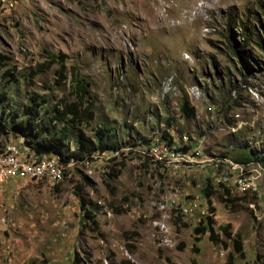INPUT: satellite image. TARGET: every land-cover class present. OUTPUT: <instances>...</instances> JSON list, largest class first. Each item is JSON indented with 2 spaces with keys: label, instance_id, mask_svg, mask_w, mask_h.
Returning <instances> with one entry per match:
<instances>
[{
  "label": "rangeland",
  "instance_id": "374dc122",
  "mask_svg": "<svg viewBox=\"0 0 264 264\" xmlns=\"http://www.w3.org/2000/svg\"><path fill=\"white\" fill-rule=\"evenodd\" d=\"M262 7L264 0H0V119L7 125L0 150L9 144L35 153L13 126L27 118L31 95L47 99L49 108L74 100V71L89 81L94 112L80 130L92 136L107 125L121 145L81 157L74 154V127L62 160L77 163L62 179L7 180L0 190V264H264V173L260 183L237 184L247 180L242 175L255 177V167L235 171L230 161L216 162L227 155L219 152L235 158L250 141L264 146V55L241 29L257 25L264 40ZM234 45L248 58L240 59ZM184 96L192 115L181 110ZM168 115L176 118L172 126ZM163 130L183 153L179 160L198 149L202 161L214 163L217 183L248 194L232 193L226 204L213 180L212 196L203 193L209 166L152 159L149 144L142 145L167 143ZM189 142L204 150L185 149ZM113 157L117 177L106 174ZM248 163L264 170L260 160ZM226 172L232 181L223 183ZM211 207L217 242L195 232ZM225 225L230 237L220 229Z\"/></svg>",
  "mask_w": 264,
  "mask_h": 264
},
{
  "label": "trees",
  "instance_id": "16d2710c",
  "mask_svg": "<svg viewBox=\"0 0 264 264\" xmlns=\"http://www.w3.org/2000/svg\"><path fill=\"white\" fill-rule=\"evenodd\" d=\"M260 12L264 17V7H262ZM255 18V24H258L260 21V16L256 15ZM248 26V24L245 25L244 23H242L241 25V29L246 32V41L254 42L264 55V40L262 34L260 33V29L257 27V25L251 28H248ZM232 48L235 54L240 57V59L248 58H243L242 50L237 49L235 45L232 46ZM54 58L55 57H53V59ZM242 64L244 65V67L246 66L243 61ZM59 71L62 79L67 77L66 66L64 63H62ZM239 71L243 72L240 65ZM7 73H9V71H7ZM71 83L73 84V93L75 99H62L58 104L51 108L45 106V103L48 101L47 99L44 98L40 100L38 99L39 96H37V94L30 96L31 102L24 107V113L25 115L27 114V118L25 117L24 119H21L18 124H15L13 126L21 134V137L24 138V143L28 145L37 155L43 156L46 154L55 153L60 155L62 157L61 159H66L69 158L67 156H64L68 138L70 137L71 130H73L74 127H77L76 131H79V145L77 152H75L74 154L81 156L84 153L91 154L96 149H100L101 152L106 150L115 151L121 149L120 142L117 140V132L107 125L94 128L92 136H87L83 130H80V125H89L91 123V120L94 118V112L92 110L93 104L91 96L89 94V81H87L85 77L80 76L78 72L74 71L72 72ZM189 103L190 101L188 97L184 96L181 104V110L187 115H192L195 111L194 107L190 106ZM165 120L168 125L172 126L176 121V118L168 115L166 116ZM227 121L230 124H234V122L231 121L228 117ZM6 129L7 125L5 121L0 119V132L5 133ZM162 137L163 140H166L168 144H174L172 138L173 136L167 130H163ZM237 138L238 137H236V139ZM145 142H147V140H145ZM148 144L149 143L147 142L142 146ZM249 150L250 148L247 144V147L240 149L235 159L237 161L249 160L251 158V155L253 154V151ZM119 165L120 162L117 161L116 157L110 158L109 163H107L105 166L107 169L106 174L109 177H117L121 172V168L119 167ZM211 180L212 178L210 176V178L207 180L206 186L203 188V193L207 197H211L213 193L211 189ZM223 188L224 191H222L221 194L218 195V197L226 204H228V202H233L234 198L229 197L232 195L230 190L224 186ZM82 202L85 206V200L82 199ZM210 212H215V209L211 207ZM178 213L180 215L182 214L180 210ZM86 217L91 220L92 223H96L94 214L91 210H86ZM214 224L215 220L213 216L206 215L204 219L198 221V225L195 227V232L197 234H205L209 232V238L212 241L217 242L219 240V236L215 232ZM228 227V225H225L221 226L220 229L225 235L230 237ZM235 251L242 255V242L240 236L235 239ZM79 262L80 260L77 258L73 264Z\"/></svg>",
  "mask_w": 264,
  "mask_h": 264
},
{
  "label": "bare ground",
  "instance_id": "6f19581e",
  "mask_svg": "<svg viewBox=\"0 0 264 264\" xmlns=\"http://www.w3.org/2000/svg\"><path fill=\"white\" fill-rule=\"evenodd\" d=\"M171 76L167 80H172ZM191 93H193L196 97H199L201 92L197 86H192ZM162 145V150H172L175 153V160H179L182 156V152L179 150H175L172 146L166 142L160 143ZM19 147H15L14 145H5V147L0 150V157L7 159H0V177L1 174L14 173L15 168H30L26 175L35 178H47L52 180H60L65 174H68V169L75 163H77L73 158L63 161L60 155L55 153L46 154L43 156L33 154H27V152L23 151L22 153L18 150ZM25 148H28L25 145ZM150 148V145L148 146ZM152 159L157 162H163L167 164H175L176 162H167L166 160L161 158V151H153V154L148 153ZM147 156V155H146ZM78 161V160H77ZM36 166V168H32ZM47 168H51L52 170H47ZM54 170V171H53ZM221 177V182L225 183V181H229V179ZM242 178L249 179V177L242 175ZM51 181V180H50ZM241 181V180H237ZM237 183V182H236Z\"/></svg>",
  "mask_w": 264,
  "mask_h": 264
},
{
  "label": "built area",
  "instance_id": "2783aa9c",
  "mask_svg": "<svg viewBox=\"0 0 264 264\" xmlns=\"http://www.w3.org/2000/svg\"><path fill=\"white\" fill-rule=\"evenodd\" d=\"M153 151H161V158L166 160L167 162H176V161L193 162V164L200 165V166H209L210 168H212L214 165V163H207V162L202 161L198 155V149H196V151H191L190 153L187 154L186 157H182V160H175V153L176 152H172V150H162V145H159V143H155V142L150 143V148H147V153L153 154ZM91 158L89 160H92ZM94 158L96 159L95 156H94ZM0 159H7V158L0 157ZM218 161H230V162L234 163L235 164V171L238 170V168L240 166L255 167V169H256V176L255 177H251V178H249V179H247L241 183H237V184L243 185L245 183H254V184L260 183V180H261L263 173H264V170L261 168L260 165H251L247 161L238 162V161H235L229 155H226L225 158H223V159H218L216 162H218ZM32 168H36V166H33ZM29 170H30V168L22 167V168H15L14 173L1 174L0 190H1L2 186L5 185L7 180L9 181L13 178H19L20 179L23 176H25L26 172H28ZM47 170H52V169L47 168ZM233 172H226L224 178L230 179V181H232V173ZM169 205L175 206L176 204L172 203V201H171V202H169Z\"/></svg>",
  "mask_w": 264,
  "mask_h": 264
},
{
  "label": "clouds",
  "instance_id": "9594fccd",
  "mask_svg": "<svg viewBox=\"0 0 264 264\" xmlns=\"http://www.w3.org/2000/svg\"><path fill=\"white\" fill-rule=\"evenodd\" d=\"M162 88V87H161ZM177 94V93H176ZM175 94V95H176ZM170 95V94H169ZM168 96V95H167ZM164 97H166V96H164ZM227 123H228V121H227ZM222 124H220V126H221ZM229 125H231V126H233L234 124H230L229 123ZM223 126L226 128V126H225V124H223ZM220 128V127H219ZM224 128V129H225ZM261 132H259V134H260ZM203 136H205V135H203ZM203 136H201L200 138H202ZM262 137H264V136H262ZM200 138H199V140H200ZM20 139V138H19ZM18 139V140H19ZM163 140V139H162ZM161 140V141H162ZM164 141H166V140H164ZM9 142V141H8ZM194 142V141H193ZM175 144H177L176 142H174ZM259 141H257V140H255L254 142H249V144H248V147L250 148V150L249 151H253V154L251 155V158L249 159V160H252V159H259L260 161H261V164H262V166L264 167V156H262V154H264V146L263 145H259ZM150 144V143H149ZM258 144V145H257ZM3 145H5V144H3ZM2 145V146H3ZM178 145V144H177ZM196 145H201V147H202V143H199V144H196ZM196 145H191V142H189V143H187V146H183L185 149L186 148H188V147H194V146H196ZM230 149H233L234 148V146L233 145H231L230 147H229ZM202 149H203V147H202ZM204 150V149H203ZM106 151H112V150H106ZM115 151H118V150H115ZM228 151L229 150H225V151H223V152H219V153H222V154H227V155H229L230 157L232 156L231 154H229L228 153ZM102 152H104V151H102ZM205 153H207L206 151H204ZM235 161H237L234 157H232ZM149 159V158H148ZM109 160V159H108ZM150 160V159H149ZM249 160H246V161H249ZM238 162H245V161H238ZM152 163V162H151ZM153 164V163H152ZM155 165V164H154ZM209 169H210V172H211V178H212V180H213V182H215V183H217L216 181H215V179H214V176H213V169L212 168H210L209 167ZM217 184H219V185H222V186H224V187H226V188H228L229 190H230V192L231 193H237V194H248V193H240V192H235V191H232L229 187H227V186H225V185H223V184H220V183H217ZM254 195H260V191H258V193H256V194H254ZM208 212H209V210H208ZM213 213L214 212H209L208 214H206V215H212L213 216ZM178 215H180V214H178ZM177 215V216H178ZM206 215H204V216H202V217H200L199 216V218H198V221L199 220H202V219H204V217L206 216ZM172 216V215H171Z\"/></svg>",
  "mask_w": 264,
  "mask_h": 264
},
{
  "label": "crops",
  "instance_id": "0c3cea01",
  "mask_svg": "<svg viewBox=\"0 0 264 264\" xmlns=\"http://www.w3.org/2000/svg\"><path fill=\"white\" fill-rule=\"evenodd\" d=\"M9 141H13V140H9ZM24 148H25V145L23 146ZM19 148H20V146H19ZM24 151V150H23Z\"/></svg>",
  "mask_w": 264,
  "mask_h": 264
}]
</instances>
